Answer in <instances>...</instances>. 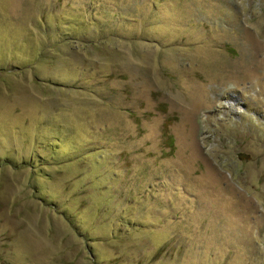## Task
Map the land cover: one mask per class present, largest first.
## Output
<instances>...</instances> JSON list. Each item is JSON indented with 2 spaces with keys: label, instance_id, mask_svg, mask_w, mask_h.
<instances>
[{
  "label": "rangeland",
  "instance_id": "1",
  "mask_svg": "<svg viewBox=\"0 0 264 264\" xmlns=\"http://www.w3.org/2000/svg\"><path fill=\"white\" fill-rule=\"evenodd\" d=\"M0 264H264V0H0Z\"/></svg>",
  "mask_w": 264,
  "mask_h": 264
}]
</instances>
